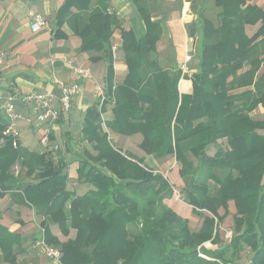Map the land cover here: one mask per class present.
Instances as JSON below:
<instances>
[{
    "label": "trees",
    "instance_id": "trees-1",
    "mask_svg": "<svg viewBox=\"0 0 264 264\" xmlns=\"http://www.w3.org/2000/svg\"><path fill=\"white\" fill-rule=\"evenodd\" d=\"M129 1L145 26L140 37L122 28L109 0H64L55 14L54 37H65L61 28L67 25L80 39L81 52L105 65L104 102L90 106L81 124L80 140L90 149L73 159L78 187L67 188L68 162L60 154L14 148L0 125V197L21 193L22 202L42 217L41 239L59 250L60 264H234L246 248L248 264H264V134L259 132L264 115L250 116L264 108V73L257 77L264 62V11L251 0H213L217 24L198 12L199 25L187 32L197 43L189 63L192 93L183 95L178 82L187 77L174 52L165 58L169 66L153 57L164 33L157 3ZM194 1L176 0L179 9ZM257 24L249 37L245 27ZM115 30L127 68L120 84L115 83ZM108 102L113 113L108 130L139 134L145 155L173 158L179 165L183 202L201 219L197 231L165 205L173 194L167 179L108 140L99 120ZM210 146H216L213 155L207 153ZM230 202L235 208L231 240L203 248L206 242L220 243L218 227ZM50 225L65 237L73 229L75 236L61 242ZM22 241L0 222V264H17L14 250Z\"/></svg>",
    "mask_w": 264,
    "mask_h": 264
},
{
    "label": "crops",
    "instance_id": "crops-1",
    "mask_svg": "<svg viewBox=\"0 0 264 264\" xmlns=\"http://www.w3.org/2000/svg\"><path fill=\"white\" fill-rule=\"evenodd\" d=\"M63 2L64 0H0V51L5 53V62L0 66V125L4 126L7 123L4 96L12 90L10 87L15 88L18 92H51L54 95H59L54 80H61L67 84H76L78 92L72 100L68 123L59 121L50 126L39 124L36 120L39 111L35 107L26 105L18 100L13 101L16 114L15 124L20 132L18 147L36 154L45 152L46 150L41 144V138L47 127L50 130L49 144H56L58 146L56 152L60 154L58 156L68 162L66 168L68 175L67 188L73 190L79 185L76 180L78 163L73 159L83 148L90 149L89 145L80 140L83 115L90 106L99 102L96 88L101 86L105 92L103 81L105 65L101 61L92 63L89 60V54L81 52L80 39L71 32L67 25L61 28L65 37H54L55 14ZM249 3L258 6L264 11V0H251ZM189 8L190 4L183 2L179 10L180 13H178L179 17H174L173 20L165 23L168 36L173 42L177 64L182 62L183 57L188 52L192 53L191 51H194V41L188 36L184 27L187 20H183L186 12H189ZM109 10L115 13L121 22V26H126L127 29L132 30L136 37L144 34V23L137 14L135 6L129 0H109ZM28 11L42 14L46 19L47 28L35 33L32 32L27 16ZM191 16L187 15L189 18ZM258 27L259 24L246 26L245 32L250 37ZM162 36H164V33ZM120 46V35L118 30H115L112 37V47H115L114 50L117 49V51H114L115 83L117 84L123 81L127 73ZM78 68L88 69L90 76L88 78L77 76L75 69ZM245 68H248V66ZM263 73L264 62L257 72V77ZM184 77L187 78L184 79L182 77L178 82V91L180 94L190 95L192 93L190 73L184 75ZM245 89H252V87L239 89L237 92ZM262 109L261 106H258L251 115H263ZM112 119V104L108 102L103 106L99 120L104 129L110 134V141L117 149L123 153H131L136 158L141 159L143 164L153 170V172L163 166L164 161L145 155L139 149L138 145L142 139L141 135L136 134L131 137H125L108 130L106 124L111 122ZM17 167L19 168V166ZM172 179L176 185H183L182 180L178 177V170L176 174H172ZM20 194L16 191H10L0 197V222L9 231L20 234L23 238L22 244L14 250L17 264H60L56 260L47 258L42 253L38 245L40 242L39 233L42 232L40 228L42 217L22 202ZM175 205L180 206L179 204ZM183 205L179 207L181 210L191 211V206L184 202ZM233 210L235 213L234 205ZM16 218L21 220L22 223L17 222ZM196 222L197 220H194V224ZM200 225L201 222L197 223L195 227L193 225L191 229L197 231ZM49 229L55 236L60 233L56 225H50ZM74 236L75 230L70 229L68 237H63L72 239Z\"/></svg>",
    "mask_w": 264,
    "mask_h": 264
},
{
    "label": "built area",
    "instance_id": "built-area-1",
    "mask_svg": "<svg viewBox=\"0 0 264 264\" xmlns=\"http://www.w3.org/2000/svg\"><path fill=\"white\" fill-rule=\"evenodd\" d=\"M30 21V29L32 32H38L41 29L47 28V22L45 17L37 12L28 11L27 14ZM115 47H112L114 51ZM192 60L190 54H186L183 57L182 62L178 64L182 75L191 73L189 69V63ZM5 62V53L0 51V66ZM75 74L82 78H88L90 72L86 68L75 69ZM54 84L59 91V95H54L51 92L40 93L36 91L18 92L15 88L10 87L12 90L4 96L5 110L7 113V123L4 125L3 135L11 140V144L14 148L18 146V140L20 132L15 124V108L13 101L18 100L26 105H31L39 111L36 120L42 125H52L59 121L68 123L70 120V112L72 108V100L77 95L78 86L76 84H67L61 80H54ZM99 104H102L105 99V93L103 88H96ZM49 129L46 130L41 138V144L45 150L57 151L58 146L56 144L50 145L49 143ZM110 134H108V140H110ZM42 253L50 259L59 261L60 253L56 248H53L41 239L38 243Z\"/></svg>",
    "mask_w": 264,
    "mask_h": 264
},
{
    "label": "rangeland",
    "instance_id": "rangeland-1",
    "mask_svg": "<svg viewBox=\"0 0 264 264\" xmlns=\"http://www.w3.org/2000/svg\"><path fill=\"white\" fill-rule=\"evenodd\" d=\"M150 1L157 3L158 10H159V12L156 13L157 18H160L162 20V23H164L163 24L164 25V36H162L158 44V47H157L158 54L156 56L153 55V57H156L163 66H169L168 64H165L167 63L166 62L167 60L165 58L167 57L171 58L173 56L174 46H173V42L171 38L168 36V31H167V28L165 27V23L169 20H173L174 17H179L178 13H180L179 11L180 9H179V6L176 0H150ZM201 10H203V16L205 18L211 20L214 24H217V19L215 18L216 9L213 5V0H195L192 7L190 6L189 12H186V15L183 19V20H187V23L184 24L186 33L189 31V29L194 28L195 26L199 25L200 19L198 17V12ZM187 15H192V16L191 18H189L187 17ZM122 28L124 30H127L126 26L125 27L122 26ZM195 40H197V37H195ZM193 46H194L193 47L194 51H191L192 53L188 52V54H190L192 56V59L195 60V54L197 51L196 41H194ZM114 51H117V49ZM192 64L193 62L191 61L190 66ZM245 67L242 69L241 72L247 69ZM191 75H192V71L190 73V77ZM262 110H263V115H264V108ZM251 113H250V116L256 120H260L263 117V115H258V114L252 116ZM259 132L264 134V131H259ZM217 146H224V143H219V145ZM215 151H216V146H210L207 150V153L209 155H213ZM162 165L163 166L158 168L156 172H160L167 179V181L169 182L173 190L172 197L164 200L165 205L171 208L179 216L188 219L189 224L191 225V226L189 225L190 228H192L193 225L195 227L197 223L201 222V219L197 218L194 214H192L191 211L187 212L179 208L180 206H184L183 196H184L185 188H183L182 184H180V186L176 185L172 179V174L173 175L176 174V171L178 170L179 165L175 163V160L173 158L165 159ZM17 166L18 165H15L14 167L15 172H17V170L19 169ZM174 204H179L180 206L179 207L177 205L174 206ZM222 213H223V210L220 211V214ZM204 214H207V213L204 212ZM232 214H234L233 203L230 202L229 203V215L224 219V221L218 227L220 243L218 245H214V244H210V242H206L202 245L203 248L215 249L219 245L221 246L226 245L231 240V237L233 235V229H234ZM194 220L195 221L197 220L196 224H194ZM39 234H40L39 240L41 241V232ZM57 237L59 241L61 242H64L67 239V238H64L60 233L57 235ZM250 256H251V251L248 248H246L243 252L240 253V258L236 262H234V264H248Z\"/></svg>",
    "mask_w": 264,
    "mask_h": 264
},
{
    "label": "bare ground",
    "instance_id": "bare-ground-1",
    "mask_svg": "<svg viewBox=\"0 0 264 264\" xmlns=\"http://www.w3.org/2000/svg\"><path fill=\"white\" fill-rule=\"evenodd\" d=\"M104 102V101H103ZM99 103V102H98ZM101 105V104H100Z\"/></svg>",
    "mask_w": 264,
    "mask_h": 264
}]
</instances>
